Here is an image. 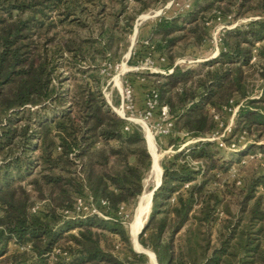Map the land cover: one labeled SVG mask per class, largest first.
Masks as SVG:
<instances>
[{
  "label": "trees",
  "instance_id": "obj_1",
  "mask_svg": "<svg viewBox=\"0 0 264 264\" xmlns=\"http://www.w3.org/2000/svg\"><path fill=\"white\" fill-rule=\"evenodd\" d=\"M167 1L0 0V264H149L120 211L151 155L100 70L119 61L137 15ZM207 16L247 20L224 30L216 56L176 63L205 42ZM142 44L167 58L165 72L142 74L173 121L174 153L159 161L139 245L156 264H264V0H194ZM235 106L220 139L233 161L209 137Z\"/></svg>",
  "mask_w": 264,
  "mask_h": 264
},
{
  "label": "rangeland",
  "instance_id": "obj_2",
  "mask_svg": "<svg viewBox=\"0 0 264 264\" xmlns=\"http://www.w3.org/2000/svg\"><path fill=\"white\" fill-rule=\"evenodd\" d=\"M194 0H168L165 4L158 6L156 8H149L148 10H145L137 15L134 21L133 30L132 33L127 38V49L122 53L119 61L115 62L111 59H108L106 61H103L101 66V74L103 75V78H105V84L102 87V92L105 97V99L108 101V103L111 104L112 110L120 116L122 113L127 118H130V122L137 124L141 127L145 140H146V128H144V125L139 122L136 119H143L147 127L149 128V131L151 133V136L153 138V149L156 153L157 162L159 164V161L167 156H171L172 153H174V150L169 144L170 139V133H162L161 127L164 126L165 121L158 116V110H155L151 117L145 119L143 117L145 112V102L146 98L149 94V92L152 91V84L150 78H148L146 75L142 73H155L153 71H150L147 69V67H150L149 60L153 61L155 64V67L158 69H165V66L167 65V58L164 56V60L160 61L159 57H161L157 52L153 51L151 48L144 47L145 45H139L142 41L146 39L148 36L150 29L153 25V23L162 17H171L179 12H181L184 8L185 4H190V7L192 5ZM171 2V3H170ZM170 3V5H169ZM227 18L223 19L218 16H207L205 23H206V29H207V38L205 42L195 49H188L192 52V56H183L176 58V61L179 59L185 58V60H198L196 62H202L207 60L208 57H210L212 54L215 53L216 49L215 46L219 43L222 36V33L227 28H232L235 25L245 22L247 18L240 19L238 21H235L233 23H227ZM136 25V34H134V27ZM131 54H134L132 60L128 62V59ZM163 56V55H162ZM194 58V59H193ZM209 59V58H208ZM186 61V63H188ZM184 64V63H181ZM156 68V69H157ZM151 69H154L153 66ZM161 73V72H157ZM163 73V72H162ZM252 84L254 87V93L258 94L259 89V80L257 75L251 76ZM129 88L131 91V101L129 102H123L122 103V97H121V91H123L125 88ZM117 100V104H113L112 102ZM123 108V111L121 112V106ZM163 105H159L158 107H161ZM171 119V118H170ZM172 120V119H171ZM217 120L220 123V130H217L211 134V137H209L211 140L218 139L219 142H222L220 139L222 137H226L229 135L230 130L234 124V115L233 113H229L226 116V124L222 126V121L217 118ZM223 127V128H222ZM222 136V137H221ZM147 142V141H146ZM191 142V140L187 141ZM223 143V142H222ZM148 148V146H147ZM222 153L225 156L226 159H231L233 161H236L239 156V151L236 150L234 147H228L223 143L222 146ZM256 149V148H255ZM149 150V149H148ZM258 151V149H257ZM249 169L253 168V165H246ZM235 172L237 173V170L235 167H233L230 171V175L226 177L229 181L234 176ZM245 172L241 171V175H244ZM160 174V171H159ZM156 173L152 171V168L149 169L147 174L145 175V178L143 180V191H150L155 186L157 181H155ZM261 188H258V191H261ZM139 198L135 200V202L131 205H128L126 208L122 210L123 215V223L125 226V229L129 235V240L132 249H136L134 247V241L130 224L133 220V216L135 215V210L137 206ZM150 208V202L147 205V207L144 209L142 214V223L139 227L138 231H140L141 227L143 226L144 222L148 219V212ZM137 236V233L135 235V238ZM139 238V234H138ZM139 244V241H136ZM122 245V244H120ZM143 250V248H141ZM138 251V249H136ZM135 251V250H134ZM147 256V260L149 264H154L153 258L151 256V251L148 249L144 250Z\"/></svg>",
  "mask_w": 264,
  "mask_h": 264
},
{
  "label": "built area",
  "instance_id": "obj_3",
  "mask_svg": "<svg viewBox=\"0 0 264 264\" xmlns=\"http://www.w3.org/2000/svg\"><path fill=\"white\" fill-rule=\"evenodd\" d=\"M170 3H169V5H170ZM183 8H184L183 10L189 9L190 8V4H188V3L185 4ZM219 40H220V38H219ZM215 49H216L215 53L212 54L208 58L214 57V56H216L218 54V50H219L218 43L216 44ZM159 60L160 61H163L164 60V57L163 56L159 57ZM198 60H201V59H197V60L195 59V60H190V61L188 60L187 61V60H185V58H183V59L177 60L176 63H184L186 61L188 63H190V62L198 61ZM149 64H150V67H147L148 70L153 71V72H161V73L162 72H165V69L161 70V69H158L157 67H155V64H154L153 61L149 60ZM152 66H153L154 69H151ZM168 71H170V69H168ZM121 97H122V103L125 102V101L126 102H128V101L130 102L131 101V91H130V89L126 87L123 91H121ZM145 104H146L145 105V112H144L143 117L145 119H147V118L151 117V115L153 114V112L155 110H158V116H159V118H161V119H163L165 121L164 126L161 127V131H162V133H165V134L169 133L172 130L173 121L170 119V116H169V113H168V110H167V107L166 106L163 105L161 107H158L157 93L155 91L152 90L151 92H149V94H148V96L146 98ZM120 107L122 109L121 110V112H122L123 111L122 105ZM236 109H237V106H235V107H233L231 109V113H233V115L235 114ZM120 117L125 118L127 120H130V118H128V117L126 118L123 113L120 115ZM136 120L142 121L143 122V125H144V128H146L147 130H149V128L147 127V125L145 124V122H144L143 119H136ZM219 145L222 147L223 146V143L222 142H219ZM230 147H234V146L231 145ZM77 204H78L77 205V210H80V209H82V210H88L87 207L83 206V203H82V201L80 199H78ZM122 210H123V208L121 209L120 212H121V216L123 217ZM89 211L91 213H97L96 208L94 206H92V205L90 206Z\"/></svg>",
  "mask_w": 264,
  "mask_h": 264
},
{
  "label": "bare ground",
  "instance_id": "obj_4",
  "mask_svg": "<svg viewBox=\"0 0 264 264\" xmlns=\"http://www.w3.org/2000/svg\"><path fill=\"white\" fill-rule=\"evenodd\" d=\"M137 121V120H136ZM139 122H141L143 124L142 121L138 120ZM146 143H147V146H148V149H149V152H150V155H151V167L152 168V171L156 173V176H155V181L158 180V176L160 178V174H159V171L161 173V168L159 167V164L157 162V158H156V153L154 152V143H153V138L151 136V133L149 130L146 129ZM159 181V180H158ZM157 181V183H158ZM139 200L137 202V206H136V210H135V215L133 216V220L130 224V229H131V232H132V237H133V241H134V247L136 249H138V251H141L143 253H146L144 250L145 249H141L142 247L136 242V239H135V235L136 233H138V229L139 227L141 226V223H142V214H143V211L144 209L147 207V205L149 204V202L151 203V190L146 192V191H142V193L140 194V196L138 197ZM151 256H152V252H151Z\"/></svg>",
  "mask_w": 264,
  "mask_h": 264
},
{
  "label": "water",
  "instance_id": "obj_5",
  "mask_svg": "<svg viewBox=\"0 0 264 264\" xmlns=\"http://www.w3.org/2000/svg\"><path fill=\"white\" fill-rule=\"evenodd\" d=\"M136 25H135V27H134V34H136ZM149 151V150H148ZM149 154H150V152H149ZM161 174H162V170H161V173H160V177H161ZM159 183H160V178H159V181H158V183H156L155 184V186L152 188V190H151V196H152V194H153V192H154V190L157 188V186L159 185ZM142 228V227H141ZM140 231H141V229H140ZM140 231H138V233H137V236H136V241L138 240V234L140 233ZM136 252H141V251H137L136 249H134ZM152 258H153V261H154V264H156V261H155V256H154V254L152 253Z\"/></svg>",
  "mask_w": 264,
  "mask_h": 264
}]
</instances>
